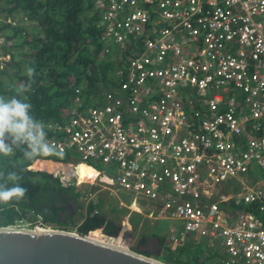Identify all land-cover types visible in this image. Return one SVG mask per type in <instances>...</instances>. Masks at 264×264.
I'll use <instances>...</instances> for the list:
<instances>
[{
  "label": "built area",
  "instance_id": "2783aa9c",
  "mask_svg": "<svg viewBox=\"0 0 264 264\" xmlns=\"http://www.w3.org/2000/svg\"><path fill=\"white\" fill-rule=\"evenodd\" d=\"M94 6L107 79L100 75L89 101L77 86L63 118L44 122L50 144L71 160H43L71 170L84 163L98 175L78 183L73 174H51L63 185L114 192L129 209L123 233L132 230L130 212L156 215L177 222L166 233L171 248L192 237L217 250L223 264H264V0H95ZM4 41L0 28L2 66L10 61ZM132 200H144L151 213L136 211ZM31 218L24 224L53 226L39 213Z\"/></svg>",
  "mask_w": 264,
  "mask_h": 264
},
{
  "label": "trees",
  "instance_id": "16d2710c",
  "mask_svg": "<svg viewBox=\"0 0 264 264\" xmlns=\"http://www.w3.org/2000/svg\"><path fill=\"white\" fill-rule=\"evenodd\" d=\"M94 1L0 0L4 11L0 18L10 16L17 20L15 25L0 22L5 38L2 52L10 54V61L0 70V95H18L26 100L32 105L31 114L42 122L63 118L64 109L72 104L77 86L83 87L85 98L88 96L86 101H89V96L97 93L100 75L106 80L109 70L107 62L98 58L101 29L97 26L99 15ZM6 43H10L9 47ZM21 55L22 61L18 58ZM9 65L13 67L12 75L7 71ZM28 67L35 70L31 81L26 75ZM11 77L22 85L30 83V89L21 92V87L10 82ZM37 158L25 160L20 150L7 157L0 156V172H17L21 177L18 183L27 189L22 200L0 205V226L20 220L31 221V215L39 213L47 223L59 229L72 227L78 233L102 240L105 239L98 228L109 235L119 232L120 218H113L112 208L109 215L101 209L105 202L103 197L82 202L83 193L76 186L63 185L59 177L34 167L37 162H53L43 159L71 160L69 153ZM69 203L76 210H84L78 224L73 220L75 213H70ZM95 209L97 212L93 211ZM161 238L162 241L165 239ZM110 239L119 243L118 238ZM146 241L147 235H141L140 242ZM163 249L162 259L168 264H223L222 255L209 249L200 239L189 238L175 248L164 245ZM143 253L149 256L147 252Z\"/></svg>",
  "mask_w": 264,
  "mask_h": 264
},
{
  "label": "water",
  "instance_id": "95a60500",
  "mask_svg": "<svg viewBox=\"0 0 264 264\" xmlns=\"http://www.w3.org/2000/svg\"><path fill=\"white\" fill-rule=\"evenodd\" d=\"M125 204L131 203L125 192H117ZM144 205V200H138ZM70 213L75 207L69 203ZM133 234L134 230L125 232ZM109 235V234H107ZM111 237L117 234L109 235ZM156 243L155 248H146L159 254L162 238L147 236ZM151 242V243H152ZM147 243V242H145ZM153 244V243H152ZM0 264H168L159 259L125 249L107 241L94 239L89 234L50 228L35 229L16 226H0Z\"/></svg>",
  "mask_w": 264,
  "mask_h": 264
},
{
  "label": "clouds",
  "instance_id": "9594fccd",
  "mask_svg": "<svg viewBox=\"0 0 264 264\" xmlns=\"http://www.w3.org/2000/svg\"><path fill=\"white\" fill-rule=\"evenodd\" d=\"M2 68L0 65V70ZM34 74V68H26L30 81ZM30 86V83L22 85L21 92L28 91ZM31 112L32 105L18 95H0V156L13 155L15 150H20L25 160L62 155L48 141L44 122L35 119ZM20 179L15 171L0 172V205L18 202L25 197L27 189L18 183Z\"/></svg>",
  "mask_w": 264,
  "mask_h": 264
},
{
  "label": "rangeland",
  "instance_id": "374dc122",
  "mask_svg": "<svg viewBox=\"0 0 264 264\" xmlns=\"http://www.w3.org/2000/svg\"><path fill=\"white\" fill-rule=\"evenodd\" d=\"M3 14H4L3 3L0 2V15L2 16ZM9 45H10V43H6V46L9 47ZM27 51H28V49H26V53H27ZM18 58L21 59V61H22L23 55L18 56ZM7 71L9 72L10 75H12L13 67L9 65L8 68H7ZM11 78L12 79L10 80V82L15 87H21L22 84L15 77H11ZM3 79H4L5 82H8V80H7V78L5 76H3ZM51 158H53V157H51ZM89 162H91L97 169H102V165L99 162L92 161V160H90ZM56 164H58V163H56ZM59 165L63 166L64 168H68V167H66V166H64L62 164H59ZM45 170H46V172H49V173H51L53 171H59L64 176L67 173L70 174L73 171H76L75 169H73L69 173L70 168H68L66 170L65 169L58 170V169H56L53 166L50 167L51 172L48 171L49 168H45L43 171H45ZM253 176L254 177L260 176V170L256 168L254 170V172H253ZM86 178H89V177H86ZM74 180H75V177L73 176L72 177V181H74ZM78 188L82 192L91 191V193L93 195H92V197L90 199H92V198L95 199L96 196H101V198L103 197L105 202H103V205H102L101 209L107 215H109V211L112 208V210H113V212H112L113 218H116V219L120 218V221H121L122 220V215L126 214V213H129V209L125 208L122 205H120L118 199L114 196L113 192L110 191V190H104L103 188L101 189L97 185H91V184H82V185L78 186ZM80 199L82 200V202H87L88 201V197H85L84 195L82 197H80ZM83 212H84V210H81V209L76 210L75 209V215L73 216V220H74V222L76 224H78L81 221V218H82L81 213H83ZM128 220H129L130 223H132L131 225H132V230H134V233L133 234L128 233L127 235H129V236L132 235L133 236V238H132V240H130V242L134 243V245L136 244L135 235H136V238H138L141 235L151 236L152 234H156L158 236L161 235L160 237L163 236V237L166 238V233L168 231L169 226L174 227V228L177 227V222H175V221L171 222V221H168V220H160V219L156 218V215L153 216V217L145 218V216L143 214H140V213L135 212V211L130 212V217L128 218ZM17 224H18L19 227L34 228L33 226H27L26 224H24V221L20 222V223H17ZM51 228H57V226L53 225ZM72 229H73L72 227L68 228V230L76 232L74 229L73 230ZM101 232L102 231L100 230V233ZM122 233H123L122 229H120L119 232H118V235H121ZM137 235H138V237H137ZM101 237L103 239H105L107 242H113V240L110 239L111 236H109V235L101 233ZM127 239L129 240L128 237H127ZM115 244L118 245V244H120V242L119 243L115 242ZM164 245H168V242L165 239L160 243V246H161L160 253L156 254V253H153V252L150 251L148 253L149 256L163 261L162 257H163V254H164V249H163ZM123 247H127V248H129L131 250H134V251H137V252H139L141 254H144L143 252H140L141 250L134 249L131 246V244L128 245L126 242H125V245H123ZM163 262H166V261L164 260Z\"/></svg>",
  "mask_w": 264,
  "mask_h": 264
},
{
  "label": "bare ground",
  "instance_id": "6f19581e",
  "mask_svg": "<svg viewBox=\"0 0 264 264\" xmlns=\"http://www.w3.org/2000/svg\"><path fill=\"white\" fill-rule=\"evenodd\" d=\"M38 164H40V165H38ZM59 164L60 163L56 164L54 162H37L34 167L38 168L39 170H44L45 168H49L48 171H50V172H51V170H50L51 166L55 167L58 170L68 169V168H64L63 166H60ZM74 169L76 171H73L72 173H70L73 170V169L72 170L70 169L69 173L73 174L76 177L78 183H82L83 181H85L86 177H89L91 180H94L98 175V173L96 171L92 170L90 167H88V165H86L84 163L76 164ZM70 174H68V173L65 174V178H67ZM132 203L136 207L135 208L136 211H143L147 214L151 213V210L146 208V206L141 205V204H135V202L133 200H132ZM35 229H39V228H35ZM90 237H92V236H90ZM92 238L102 240V239L95 238V237H92ZM102 241H105V240H102ZM109 243L115 244L114 241L109 242ZM115 245H117V244H115ZM123 245H125V242H120V244H118L117 246L125 248V249H129L127 247H123Z\"/></svg>",
  "mask_w": 264,
  "mask_h": 264
},
{
  "label": "flooded vegetation",
  "instance_id": "af4514ba",
  "mask_svg": "<svg viewBox=\"0 0 264 264\" xmlns=\"http://www.w3.org/2000/svg\"><path fill=\"white\" fill-rule=\"evenodd\" d=\"M68 208L70 209V207H68ZM122 234L116 236L115 238H118L119 239V242H126L127 244H129L130 240L127 239L128 235H125V233H122ZM140 241H141V236L136 239V244L135 245L132 242H130V244H131V246L134 249L141 250L140 252H147L145 250L146 248H155L156 247V243L152 242V240H147L146 241L147 243H145V242L141 243Z\"/></svg>",
  "mask_w": 264,
  "mask_h": 264
},
{
  "label": "crops",
  "instance_id": "0c3cea01",
  "mask_svg": "<svg viewBox=\"0 0 264 264\" xmlns=\"http://www.w3.org/2000/svg\"><path fill=\"white\" fill-rule=\"evenodd\" d=\"M65 153H68V152H65ZM37 159H41V158H37ZM37 159H36V160H37ZM113 194L115 195L114 192H113ZM115 197H116V196H115ZM156 236H158V235H156ZM160 236H161V235H160ZM160 236H159V237H160ZM160 238H161V237H160ZM191 238H192V237H190V239H191Z\"/></svg>",
  "mask_w": 264,
  "mask_h": 264
}]
</instances>
